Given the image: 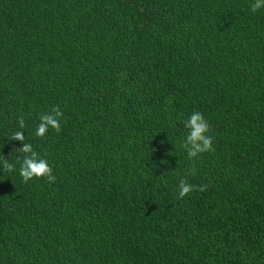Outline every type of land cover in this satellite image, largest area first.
<instances>
[{
	"label": "trees",
	"instance_id": "obj_1",
	"mask_svg": "<svg viewBox=\"0 0 264 264\" xmlns=\"http://www.w3.org/2000/svg\"><path fill=\"white\" fill-rule=\"evenodd\" d=\"M253 3L0 0V264H264ZM194 111L211 150L189 158ZM25 144L54 180L19 175Z\"/></svg>",
	"mask_w": 264,
	"mask_h": 264
},
{
	"label": "clouds",
	"instance_id": "obj_2",
	"mask_svg": "<svg viewBox=\"0 0 264 264\" xmlns=\"http://www.w3.org/2000/svg\"><path fill=\"white\" fill-rule=\"evenodd\" d=\"M264 7V0H254L250 6V11L255 12L257 9ZM61 113L57 109H52L50 114H42L40 116V123L37 125L35 135L42 137L48 128L59 129V118ZM23 126L22 120L20 121ZM184 128L187 129L186 135L182 142L183 146L188 149V157H197L199 154L211 150V136L208 134V122L204 116L198 112H192L186 121H184ZM17 140L23 141L24 136L22 133H15ZM24 152H31L23 160V164L19 168V175L25 180H30L33 177H47L49 181L54 180L51 174V167L48 161L39 156L35 151H32L31 146L25 144L23 147ZM193 190V186L188 184L184 179H180L178 183V195L183 197Z\"/></svg>",
	"mask_w": 264,
	"mask_h": 264
}]
</instances>
